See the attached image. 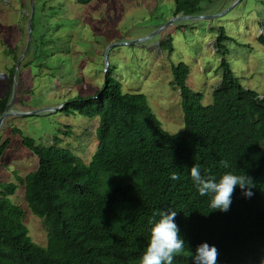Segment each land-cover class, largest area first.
I'll return each instance as SVG.
<instances>
[{
    "label": "trees",
    "instance_id": "trees-1",
    "mask_svg": "<svg viewBox=\"0 0 264 264\" xmlns=\"http://www.w3.org/2000/svg\"><path fill=\"white\" fill-rule=\"evenodd\" d=\"M77 1L86 4L91 0ZM173 1L174 14L203 12L202 0ZM26 19L22 14L20 20ZM36 25L33 15L32 57L38 43L53 41L43 39L42 34L37 37ZM218 32L215 46L221 50L227 35L222 27ZM258 42L264 46V33ZM161 45L172 52L170 39ZM17 49V45L8 49L14 61ZM220 67L221 79L209 104H203V94L187 85V64L179 62L171 67V85L179 91L184 121L183 129L175 133L163 129L144 93L124 92L107 68L104 87L92 96L69 99L59 109L66 115L77 112L98 117L97 145L87 163L60 145L58 136L52 144L38 145L14 127L12 135H20L23 146L37 156L33 170L23 177L17 171L13 174L24 186L27 207L42 220L46 245L31 238L23 220L24 209L10 198L15 181L0 182V264H141L151 228L161 218L155 215L158 211L177 212L174 222L185 241L184 253L174 256L172 264H194L196 248L202 243L217 249L216 264H261L264 97L245 88L224 59ZM14 71L15 62L8 67L0 115L10 100ZM28 89L20 86L19 77L18 102L22 103L23 91ZM10 139L0 138V159ZM221 160L229 167H222ZM193 165L199 166L203 177H213L217 182L229 172L245 173L255 185L254 195L244 197L237 186L229 210L212 211L211 196H200L191 179ZM130 173L136 177L134 184L100 188L102 174ZM172 173L179 179H171Z\"/></svg>",
    "mask_w": 264,
    "mask_h": 264
},
{
    "label": "rangeland",
    "instance_id": "rangeland-1",
    "mask_svg": "<svg viewBox=\"0 0 264 264\" xmlns=\"http://www.w3.org/2000/svg\"><path fill=\"white\" fill-rule=\"evenodd\" d=\"M31 4L37 37L42 34L43 39L53 41L38 43L32 57L31 31L27 52L14 76L20 77L21 87L30 89L23 91L22 103L16 95L11 111H34L78 96H92L103 87L104 72L109 68L124 92L144 93L163 129L175 133L183 129L184 121L179 91L171 85V67L179 62L187 64V85L203 94V104H209L221 79V59L245 88L264 97V46L258 42L264 33V0H202V14L218 16L174 20L168 25L177 15L173 0H91L86 4L77 0H0V97L6 88L8 67L16 63L9 47L18 46L16 60L25 48ZM22 14L27 15L25 22L20 20ZM218 27L227 35L221 50L215 46ZM167 39L172 52L161 45ZM27 61L32 62L25 66ZM97 124V117L77 112L66 115L59 109L29 116L8 115L3 120L0 138L11 139L0 159V182L15 181L10 198L24 209L29 235L42 246L46 245L45 227L27 207L24 186L13 174L17 171L25 176L37 166V156L23 146L20 135H12V129L17 127L38 145L52 144L58 136L60 145L87 163L96 149ZM100 177L101 189L136 182L133 173Z\"/></svg>",
    "mask_w": 264,
    "mask_h": 264
},
{
    "label": "clouds",
    "instance_id": "clouds-1",
    "mask_svg": "<svg viewBox=\"0 0 264 264\" xmlns=\"http://www.w3.org/2000/svg\"><path fill=\"white\" fill-rule=\"evenodd\" d=\"M220 165L224 168L229 167L228 162L224 160L220 161ZM190 176L200 196H211L209 207L212 211L227 212L237 186L242 190L244 197L251 198L254 195L252 189L255 185L251 177L245 173L235 175L229 172L217 182L213 177H203L199 166L193 165L190 168ZM170 178L178 180L179 176L172 173ZM176 214V211L155 213L161 218L151 228L150 243L142 256L141 264H172L174 256L184 253L185 241L179 236L178 226L174 222ZM217 257L218 251L214 246L202 243L196 248L193 260L194 264H216ZM261 264H264V261Z\"/></svg>",
    "mask_w": 264,
    "mask_h": 264
},
{
    "label": "water",
    "instance_id": "water-1",
    "mask_svg": "<svg viewBox=\"0 0 264 264\" xmlns=\"http://www.w3.org/2000/svg\"><path fill=\"white\" fill-rule=\"evenodd\" d=\"M240 0H236V2H238ZM32 16H33V7H32V4H31V13H30V16H29V19H28V24H27V27H28V35H27V41H26V45H25V48L21 54V56L16 60V63H15V71H14V76L15 74L18 72V68H19V62H20V59L25 55V53L27 52V49H28V46H29V41H30V33L32 31V28H31V19H32ZM218 16V14H214V15H205V14H187V15H179L177 14L175 18L171 19L170 21H168L166 23V25L170 24L171 22H173L174 20H193V19H211V18H214ZM162 27H160L159 29H157L155 31V33L159 30H161ZM155 33H152L149 37H151L153 34ZM146 39V38H145ZM118 44H122V43H118ZM111 46L108 47V49L110 48ZM107 52V51H106ZM17 83H18V77H15L13 79V83H12V90H11V96H10V100L8 101V103L6 104L2 114L0 115V128L2 126V123H3V120L6 116L8 115H15V116H27V115H34V114H38V113H41V112H47V111H55V110H58L60 109L62 105H58V106H55V107H46V108H41V109H37V110H34V111H11L10 110V107L12 106L13 102L15 101V98H16V93H17ZM105 86V84L103 85V87Z\"/></svg>",
    "mask_w": 264,
    "mask_h": 264
},
{
    "label": "crops",
    "instance_id": "crops-1",
    "mask_svg": "<svg viewBox=\"0 0 264 264\" xmlns=\"http://www.w3.org/2000/svg\"><path fill=\"white\" fill-rule=\"evenodd\" d=\"M98 118V117H97Z\"/></svg>",
    "mask_w": 264,
    "mask_h": 264
}]
</instances>
